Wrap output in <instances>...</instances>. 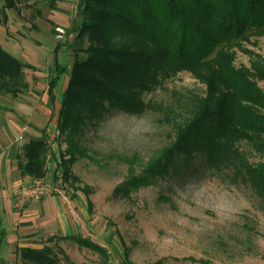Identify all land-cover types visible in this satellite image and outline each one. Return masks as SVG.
I'll list each match as a JSON object with an SVG mask.
<instances>
[{
    "label": "trees",
    "instance_id": "1",
    "mask_svg": "<svg viewBox=\"0 0 264 264\" xmlns=\"http://www.w3.org/2000/svg\"><path fill=\"white\" fill-rule=\"evenodd\" d=\"M0 1L6 22L11 10L31 0ZM47 1L57 8L59 0ZM81 9L77 44L71 46L73 64L58 110V139L66 137L67 150L60 160L55 157L49 135L43 131L42 137L22 146L18 163L21 175L45 178L49 155L57 166L55 179L67 189L71 186L74 191L87 193L75 185L81 181L72 172L80 159H93L79 140L84 125L95 119L100 122L116 110L138 116L161 110L145 96L187 72L206 86L205 92L192 95L188 115L174 123L170 144L140 170L136 168L137 154L118 157L128 164V175L114 195L128 198L132 191L170 170L177 171L200 155L213 170L234 167L264 203V161L251 165L236 148L246 141L264 156V90L258 85L264 82V57L244 45L253 37L264 36V0H81ZM84 40L89 42L86 47ZM60 47H55L54 73L48 82L53 107L55 91L66 73L58 62ZM236 50L250 54L249 67L235 66ZM24 67L0 46L2 96L16 98L28 87ZM57 141L62 148L63 140ZM87 201L91 208V201ZM80 243L99 251L105 259L110 257L91 241ZM20 259L23 264L60 262L49 246L22 248Z\"/></svg>",
    "mask_w": 264,
    "mask_h": 264
},
{
    "label": "rangeland",
    "instance_id": "2",
    "mask_svg": "<svg viewBox=\"0 0 264 264\" xmlns=\"http://www.w3.org/2000/svg\"><path fill=\"white\" fill-rule=\"evenodd\" d=\"M81 10V0H59L57 8L50 7L47 0H31L11 10L6 22L0 13V46L25 64L24 78L28 85L16 98L0 94V140H18L21 154L22 146L30 139L42 137L43 131L49 135L55 157L60 160L61 153L67 150L66 137L58 139V110L73 64L75 52L71 46L77 44L83 19ZM57 26L66 30L62 40L56 38ZM88 43L84 40L83 47ZM57 44H61L58 62L65 66L66 73L55 91L53 107L48 82L54 73ZM244 45L264 57V36L253 37ZM250 62V54L236 50V67H249ZM258 85L264 90V82ZM205 89L206 86L190 73L182 72L145 96L147 101L161 106V110L139 116L116 110L100 122L95 119L84 125L79 140L90 150L93 159H80L72 172L81 181L75 185L87 193L74 191L71 186L67 189L61 180H56L57 166L48 155L47 170L54 175L50 184L57 190L39 201L61 198L66 204L73 201L77 207H83L87 218L95 221L97 238L113 237L115 242L107 244L112 257L120 251L129 263L264 264V203L234 167L213 170L207 158L198 155L177 171L170 170L151 184L132 191L128 198L114 195L128 175V164L118 157L137 154L136 168L140 170L170 144L174 123L188 115L192 95L203 93ZM57 140H63L62 148ZM237 147L247 163L256 165L264 161V156L248 142L241 141ZM13 198L20 215L33 203L30 201L21 207L17 195ZM87 200L91 201V208ZM75 210V215L81 219L80 210ZM31 232L35 233L33 229ZM27 234V231H19L23 237ZM58 244L57 241L49 246L59 255L58 264L105 261L99 251L84 246L77 239L61 243L63 248L70 249L71 257L66 258ZM79 246L87 249L86 253L83 251L84 257L77 250ZM20 260L13 258V264H23Z\"/></svg>",
    "mask_w": 264,
    "mask_h": 264
},
{
    "label": "crops",
    "instance_id": "3",
    "mask_svg": "<svg viewBox=\"0 0 264 264\" xmlns=\"http://www.w3.org/2000/svg\"><path fill=\"white\" fill-rule=\"evenodd\" d=\"M16 141L18 140H0V144H2L0 150V264H13V258L14 261H19L22 248L41 249L45 246H52L57 241L58 245L63 248L64 242L74 239L91 241L104 248L110 257L101 264L106 262L108 264H141L125 261L123 253L120 251H117V256L112 257L107 244H111L113 237L110 235L104 239L97 238L98 235L94 230L95 221L89 220L83 212V207H77L78 204L73 201L66 204L61 198L34 200L21 215L18 214L13 197L17 194L20 186L30 182L32 178L22 176L20 173L18 163L21 152L18 150ZM53 176L52 173L47 172L45 178L50 182ZM76 208L80 210L81 219H78L74 213ZM31 223H33L32 227H30ZM31 229L35 231L34 234ZM19 231H27V237L19 235ZM51 238H53V242ZM63 250L68 257H71L70 249L63 248ZM77 250L82 257L87 251L85 248L82 250L80 246ZM88 256L86 255V257ZM79 264H83V262L81 261Z\"/></svg>",
    "mask_w": 264,
    "mask_h": 264
},
{
    "label": "built area",
    "instance_id": "4",
    "mask_svg": "<svg viewBox=\"0 0 264 264\" xmlns=\"http://www.w3.org/2000/svg\"><path fill=\"white\" fill-rule=\"evenodd\" d=\"M55 32L58 40L64 39L66 30L63 26H57ZM52 190L55 191L57 189H54L53 185L46 178L33 179L28 183H23L16 194L18 205L23 207L30 201L40 200L43 197L49 196Z\"/></svg>",
    "mask_w": 264,
    "mask_h": 264
}]
</instances>
